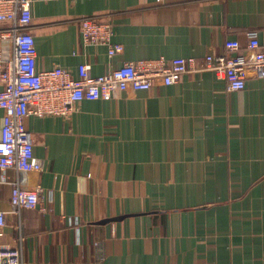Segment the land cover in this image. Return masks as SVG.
Returning <instances> with one entry per match:
<instances>
[{
	"label": "crops",
	"instance_id": "obj_1",
	"mask_svg": "<svg viewBox=\"0 0 264 264\" xmlns=\"http://www.w3.org/2000/svg\"><path fill=\"white\" fill-rule=\"evenodd\" d=\"M31 12L37 71L77 76L86 64L102 76L125 62L201 64L229 40L264 47V0H34ZM88 16L112 26L122 53L83 43L77 24ZM73 108L28 116L44 170L0 180V245L21 238L23 264H264V79L231 93L197 70ZM16 179L42 190L19 215Z\"/></svg>",
	"mask_w": 264,
	"mask_h": 264
},
{
	"label": "built area",
	"instance_id": "obj_2",
	"mask_svg": "<svg viewBox=\"0 0 264 264\" xmlns=\"http://www.w3.org/2000/svg\"><path fill=\"white\" fill-rule=\"evenodd\" d=\"M34 0H0V180L7 182L6 172L16 174L41 173L45 161L34 156L33 141L26 128L28 116H67L75 104L82 101L116 99L127 89L147 91L155 81L164 86L180 81L194 71L207 69L224 81L227 92L245 89L253 77L264 79V47L252 38L241 50L237 40L224 44L225 53L205 55L199 64L195 57L154 61L125 62L106 75L94 76L86 64L79 65L77 76L63 67L37 71L36 44L31 33ZM78 27L85 45L108 47V56L122 53L123 45L112 43V26L99 22L93 16L78 19ZM4 53L8 58L4 59ZM9 203L12 212L19 215L23 209L39 206L42 190L26 189L16 179L10 183ZM5 214L0 210V236L5 227ZM21 238L14 246L0 245V264H23Z\"/></svg>",
	"mask_w": 264,
	"mask_h": 264
},
{
	"label": "water",
	"instance_id": "obj_3",
	"mask_svg": "<svg viewBox=\"0 0 264 264\" xmlns=\"http://www.w3.org/2000/svg\"><path fill=\"white\" fill-rule=\"evenodd\" d=\"M124 217H116V218H113V219H110L111 221H119V220H122ZM110 220H108V221H110ZM105 222H107V221H102L101 223H105Z\"/></svg>",
	"mask_w": 264,
	"mask_h": 264
},
{
	"label": "rangeland",
	"instance_id": "obj_4",
	"mask_svg": "<svg viewBox=\"0 0 264 264\" xmlns=\"http://www.w3.org/2000/svg\"><path fill=\"white\" fill-rule=\"evenodd\" d=\"M7 58H8L7 54H6V53H4V59H7Z\"/></svg>",
	"mask_w": 264,
	"mask_h": 264
}]
</instances>
